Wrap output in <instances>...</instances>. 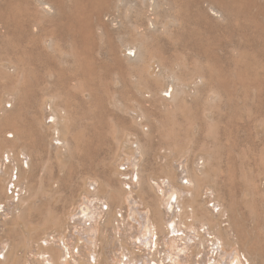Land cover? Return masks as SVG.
Masks as SVG:
<instances>
[{
    "label": "bare ground",
    "instance_id": "6f19581e",
    "mask_svg": "<svg viewBox=\"0 0 264 264\" xmlns=\"http://www.w3.org/2000/svg\"><path fill=\"white\" fill-rule=\"evenodd\" d=\"M4 1L0 3V44L5 43L4 39L6 37L11 36L14 27L12 21L14 15V8L11 4L12 0ZM18 1L24 4V8L30 16V18L27 17L29 21H26V24L31 28L26 36L30 44L32 43L34 46L38 44L40 46H47L49 49H54L58 40L63 41L66 39V26L60 25L55 30H47L45 28L47 26L45 20L47 15H50L54 11L59 15L64 11L61 0ZM124 1L126 2V0ZM132 1L134 3L132 6L136 10V13L133 15H137V17L141 15L142 10L140 11V7L144 8L145 6L143 4L147 3L149 29L146 30L148 32L151 30L150 27H155L153 24L155 21L153 16L158 14L159 7L170 2V0ZM254 1L248 0L244 3L243 0H187L186 2L187 7L193 11L190 15H193L197 22L206 23V28L210 33L219 29L216 25L218 20H224L229 23L230 27L226 28V26L223 30L221 29L222 32L224 31L223 42L221 43L222 47L227 48L230 46L241 51L242 55L246 58L264 61V7L261 9L263 11L261 17L259 16L258 19L254 17L251 25L246 24V18L248 17L247 10L253 4L251 2ZM111 2L114 1L97 0L96 10L101 11L103 8L106 9L105 7ZM117 2L116 4L118 5ZM127 2L124 5H128L129 3ZM118 6L116 8L114 7L115 10ZM255 8L258 9L257 4ZM170 9L173 8L169 7ZM130 26L128 25L126 28H130ZM133 26L137 27V25ZM140 28L139 31L141 30ZM18 29L22 31L21 28ZM183 31L186 30L183 29ZM69 40L73 41L71 33ZM178 40L180 41V39ZM195 41L197 42V40ZM134 43L135 47L128 48L127 51L129 53L126 56V59L133 62L139 61L145 56L142 41L135 40ZM110 51H112V56L115 58V50L112 48ZM40 54L42 55V53ZM41 55H38L40 60L43 58ZM29 57V64H32L35 61L34 59H39V57L34 58L32 54ZM44 62L47 64V61ZM160 66L159 68H161ZM154 69L155 67L152 68L151 72H149V69H146L143 75L135 80L134 87L138 88L141 85L143 87L148 86V83H150L149 78L151 77H172V75H169L172 73L168 72L169 76L166 72L164 73L165 75L162 73L156 74ZM15 73L16 75L26 76L28 79L21 89H16L17 93H12L13 96L11 99L4 102L3 109H1L3 112L0 114V228L2 226L9 227L16 225L18 221H23L26 218L25 216L30 213L31 208H33L31 206L35 205L36 208V204L39 201L37 200V195L40 193L35 191L34 187L35 184H38L39 189L41 188L42 191L47 192L49 204L53 203L52 206L50 205L49 211L46 212L48 218L51 217L49 220L58 228L57 236L52 234L55 228L52 229L53 232L50 231L48 233V237L52 235L53 237L51 239L53 238L55 240L52 243L56 245V239H60L62 236H60V232H64L65 228L63 227L65 222L69 224L72 220L73 225L71 224L72 222L69 224L70 226L72 225L71 229L73 231L78 229L77 237L72 235L73 231L71 230L72 233L67 242L71 249L68 248V244L64 242L65 240L62 241L64 245L63 249L60 246L54 248L53 244L40 245V251L38 252L40 260L36 261V264H66V262H58L63 257V250L65 249L68 253L70 251L72 252L75 246H77L78 241L83 237L86 244H84L85 246H81L82 248L78 253H84V256L88 260L87 264H96V259L94 262L95 250H93L92 246H95L97 243L96 234L100 227L99 219L101 217L104 218V221L101 223L102 228H104L105 224H110L112 219L118 221V225L108 226L112 230L114 228V233H117V231L120 232V223L124 224V234H127L131 239L133 238L136 244L135 246L139 249L146 248V251L148 249L150 251L161 245L165 260H168L167 264H254L255 261L258 262L257 264H264V261L261 258L259 259L264 253V247L260 243L262 242L260 237L256 240V233L254 234L256 230L260 229L261 221L264 222V182H260L259 186H261V190L258 187V195L255 196L253 193L250 196L251 202L249 203L250 208L248 213L243 212L241 211L242 207L237 195L239 188L236 183L234 184L232 182L227 184L223 183V181L219 183L221 179L219 178V181L217 180V173H210L208 171L210 162L216 156L214 151L209 152L210 150H207L208 152L206 153L204 151L206 156L205 160L201 153L191 151L190 144L188 147L184 146L183 149L177 151L178 145L182 140L179 141L176 138L172 140V137L169 136L170 139L168 134L162 136L164 132H159L161 128L158 129V127H162L163 125L160 126V119H158V114L154 113V110L157 109L158 112L163 113L162 115H172V118H175L173 115L176 116L175 111L180 109L179 102L181 103V99H178V97L184 94L181 90L175 88L176 91H172L171 88V91L174 93L168 91L164 93L163 90L164 95L161 96L160 94L162 93L158 94L153 89L151 91V98L154 100V103L151 106L146 104V106H149L147 108L144 106L143 101H141L142 99L135 100L133 105L138 107V109L136 108L138 112L136 111L137 113L135 114H131L132 112L134 113L130 109L131 106H125L121 101L119 102L117 100L118 96L116 95L117 98L109 97L110 100L107 101L116 111L111 109L113 110L111 112L106 106H102L99 112L96 113L95 110L98 107L94 108L95 110L91 108L88 116L92 115L91 119H97V123L101 129L104 125V119L106 117L104 115L106 113L109 114L110 121L115 129V134L112 138L113 144L105 150L107 154L101 158L100 148H88L74 138V133L77 129L76 126L79 125V121L83 120L82 117L84 115L80 112L81 109L76 107L74 101L72 103L70 98H66L70 99L69 103L72 104L71 107L67 104L68 100H62L63 98L61 99L57 93L52 94L51 90L53 88L51 87L52 89L50 90V83L36 77L35 70L31 68L25 69L17 67ZM197 77H206V73L203 72ZM153 79L155 80V78ZM165 79L167 78H164V81ZM207 80L209 79L207 78ZM173 82L170 81L169 83ZM131 83L134 84L133 82ZM93 91H95L93 88H87V91H85V96H89L87 102L89 105L93 100L95 101L96 95H93ZM119 94L122 96V91ZM59 95H62V93ZM237 98L247 102L248 95L246 94L241 98ZM257 99V103H264L260 95H257ZM143 100L146 102L147 99L145 98ZM168 102L171 103V106ZM8 103L10 104L5 106ZM165 103L167 105L163 107L162 105ZM98 104H102V99L98 100ZM157 105L160 106L157 107ZM161 107L164 108L163 111ZM235 111L237 110H234V113L238 112ZM251 111L263 115L264 107L258 105L256 109H252ZM80 114H82V117H80ZM257 116L259 117V115ZM240 119H242V116H240ZM88 120L90 121V119ZM250 121L252 122V120ZM250 121L247 122L246 120V125L251 123ZM239 128L236 129L239 130ZM156 129L159 134L161 133L159 136H156ZM250 130L251 128L248 133L251 132ZM7 134H10V136L6 137ZM255 137L257 136L255 135ZM239 139L238 147L242 144L239 143ZM2 144L5 147V151L1 148ZM74 151H80L81 154L75 157ZM228 153H232L231 150ZM190 154L192 155L190 156ZM97 157L102 159L103 168L107 169L100 172V169L97 170L94 168V161ZM65 158L70 163L69 167L64 165L63 160ZM52 160L58 163L56 166L57 174L54 173L55 166L50 165ZM73 163L75 167L72 166ZM61 173L62 175H60ZM72 174L80 177L81 182L85 186L84 192L86 193V197L81 195L82 197L80 196L81 198L79 197L77 202L70 206L71 209L65 214L66 218L62 221L61 217H59L60 206L58 207L54 203L61 201L60 197L56 195L63 191V187L72 182ZM54 183H57L56 188L51 187ZM10 184L11 187L9 188ZM47 186L49 189L45 190ZM9 190H11V195L9 194ZM23 190L25 191V195L21 196L20 193ZM15 193L16 195H14ZM15 199L17 202H15ZM17 209L19 212L14 214L13 211H17ZM117 212L121 213L120 220L116 216ZM8 215L11 217L5 220ZM188 219L191 221H188ZM86 225L89 227H86ZM262 227L261 229H264V226ZM109 230L111 229L109 228ZM260 232L259 234L261 235ZM14 235V230L12 233L3 232L0 234V248L4 251V260L0 261V264L10 263L9 254L17 246ZM48 237H42L41 241L45 243L50 242ZM11 239H14V244L10 243ZM133 256L136 257V254L134 253ZM139 256L137 255V258ZM137 260H139V264H145L139 258ZM27 264L31 263L28 261ZM126 264L136 263L130 258Z\"/></svg>",
    "mask_w": 264,
    "mask_h": 264
},
{
    "label": "rangeland",
    "instance_id": "374dc122",
    "mask_svg": "<svg viewBox=\"0 0 264 264\" xmlns=\"http://www.w3.org/2000/svg\"><path fill=\"white\" fill-rule=\"evenodd\" d=\"M3 1L4 0L0 1V3H3ZM61 1L63 2L64 11L59 15L54 11L50 15H47L45 19L47 25L45 28L47 30L58 29L60 25H64L67 28L66 39L63 41L58 40L54 49H49L47 46H40L38 44L37 46H34L27 41L28 37L26 36L31 28L26 24V21L28 20L27 17L30 18V16L28 15V11L24 8L23 3L18 0L11 1L14 8V15L12 18L14 24L12 34L14 35H9L10 38L6 37L4 39L5 43L0 44V114L3 112L1 109H3L4 102L11 99L13 96L12 93H17L16 89H21L27 82L28 78L26 76L16 75V68H31L35 70L37 74L36 77L50 83V90L53 88V90H51L52 94L57 93L61 99L63 98L62 100H68V103L67 101L66 103L68 106L70 105L72 107V104L69 103V100L71 99L70 101L72 103L74 101L76 107L82 110H80V112L84 115L82 117V114H80V117H82L83 120L79 121V125L76 126L77 129L75 132L76 134L74 133V138L88 148H100V156L102 158V156L107 154L105 150L113 144L112 138L115 134V129L110 121L109 114L107 113L104 115V117H106L104 119L103 128L101 129L97 123V119H91L92 115L88 116L91 112V108L92 110H95L94 108L98 107L95 110V112L98 113L102 106H106L109 111L113 112L111 109H114V107H112L107 101L110 100L109 97L118 96L117 100H119V102L121 101L125 106H131L130 109L134 111V113L132 112L131 114H135L138 112V110H136L138 107L133 105L135 100L142 99L141 101H143L144 106L147 108L154 103V100L151 98V91L153 89H155L158 94L162 93L160 95L163 96L166 91L171 93L173 90L176 91L175 88H178L184 94H181L178 97V99H181V103L179 102L180 109L175 111L176 116L173 115L175 118H172V115H162L163 113L160 111L158 112L157 109L154 110V113L158 114L157 117L160 119V126L163 125L162 127H158V129L161 128L159 129V132H164L162 136L168 134V137H172V140H174L173 138H176L179 141L182 140V144L179 143L177 151L183 149L184 146L188 147L190 144L189 147L191 151L193 150L194 153H201L204 160L206 158V152L209 150V152L214 151L216 156L210 162L208 171L210 173H217V180L219 178L221 179L220 181L218 180L219 183L221 181L227 184L232 182L234 184L236 183L239 188V193H237V195L241 203V211L248 213L250 208L249 203L251 202L250 196L253 193L255 196L258 195L257 193L259 192V189L261 190V186H259L260 182H264V114L260 115L251 111L252 109H256L258 105L264 107V103H257V95H260L264 100V61L260 60V62L258 59L246 58L242 55L241 51L230 46L227 48L222 47L221 43L223 42L224 31L222 32L221 29L223 30L226 26V28L230 27L229 23L224 20H218L216 25L219 29L210 33L206 28V23H199L193 15H190L193 11L187 7V0H170L167 4H163L164 6H160L158 14L153 16L155 20L153 24L155 27H150L152 31L154 29L153 32L151 30H149L150 32L146 30L149 29L147 21V3L143 4L145 6L144 8L140 7V11L142 10L144 12L141 11V15L137 17V15H133L136 13V10L132 6L134 4L132 0H129L128 2L126 0V2L129 3V6L127 4L124 5L126 3L124 0H120L122 1L121 3L119 0H112L114 2H111L109 4L110 6L107 5L105 7L106 9L103 8L101 11L96 10L97 0ZM116 1H118L117 3L119 6L116 4ZM247 1L248 0H243L244 3ZM251 3L253 4H251L247 10V25H251V21H253L254 17L255 19H258L259 16L261 17L263 12L261 9L264 7V0H255ZM256 4L258 5V9L255 8ZM116 5L118 8L115 10L117 7ZM169 7L174 10H169ZM167 9L169 10V13ZM162 11L164 12L162 13ZM185 11L186 13H184ZM177 13L181 16L179 14L177 16ZM157 24L159 25L156 27ZM128 25H137V27L130 26V28H126ZM181 26L183 27L181 28ZM18 28H21L22 31ZM139 28L141 29L140 31ZM183 29L186 31H183ZM70 33L73 37V41L75 38L74 42L69 40ZM20 37L22 38L21 40ZM178 39H180V41ZM135 40L142 41L145 49V53L143 52L145 56L143 57L144 60L142 58L139 61L133 62L126 59V56L129 53L127 49L135 47ZM195 40H197V42ZM112 48L115 50V58L112 56V51H110ZM40 53H42V55ZM31 54L34 58L39 57L38 55H41L43 58L41 60L40 57L39 59H34L35 61L32 64H29V56ZM44 61H47V64ZM210 64L215 65L211 66ZM158 65L161 68H159ZM153 67H155L154 72L156 74L162 73L165 75L164 73L168 72L172 73L169 74L172 75V77H164L168 79V82L167 79L164 81V78L162 77H151L149 78L150 83H148V86L143 87L141 85L138 88H135V80H137L139 76H142L146 69H149V72H151ZM202 70L206 73V77H197L203 73L201 72ZM174 75L175 77H173ZM153 78H155V80ZM207 78L209 80H207ZM169 79L171 82H174L169 83ZM184 84H188L189 86L186 85L185 87ZM53 85L57 87V91L56 87ZM87 88H93V90H95L93 91V95H96L95 101L93 100V104L91 103L90 105L87 103L89 96H85ZM120 91H122V96L119 94ZM59 92L62 93V95H59ZM246 94L248 95L247 102L237 98H241ZM144 97L147 99L146 102L143 100L145 99ZM99 99H102V104H98ZM148 99L150 102H148ZM122 100L124 101L122 102ZM9 104L10 103L5 106H8ZM146 104L149 106H146ZM166 105L167 104L165 103L162 106L164 107ZM169 105L171 106V103H169ZM159 106L160 105H157V107ZM163 107H161L162 111L164 109ZM234 110H237L238 112L235 111L237 113H234ZM257 115H259V117ZM84 116L86 117V120L84 119ZM240 116H242V119H240ZM245 118L247 122L250 120H252V122L250 121L251 123L246 125L247 122ZM87 119H90V121H87ZM236 128H239V130ZM250 128L252 133H248ZM157 131L158 130L156 129V136H159L161 133L159 134ZM242 134L243 136H241ZM255 135L257 137H255ZM9 136L10 134L6 135V137ZM238 139L239 143H242L239 147ZM242 140H245V142ZM184 143L186 144L184 145ZM1 148L5 151L3 144L1 145ZM230 150L233 154L228 153ZM74 153L75 157L81 154L80 151H74ZM191 155L192 154H190V156ZM101 158L97 157L94 161V168L97 170L100 169V172L107 169L103 168L104 165ZM63 161L66 167L70 166L67 158ZM57 164L58 163L53 160L50 164L53 167L55 166V174H57ZM72 166L75 167V164L73 163ZM60 175H62V173ZM71 176H73L72 182L63 187V191L56 195L60 197L61 201L54 203L55 205L57 204L58 207L60 206L59 217H61L62 221L66 218L65 214L71 209L70 206L75 204L81 195L86 197V193L84 192L85 186L83 185V182H81L80 177L73 174ZM10 187L11 184L9 185V188ZM51 187L56 188L57 183L52 184ZM34 188L35 191L40 193L37 195V200H39L36 204L37 209L35 208V205L31 206L33 208H31L30 213L25 216L26 218H24L23 221H18L14 226H2V228H0V234L3 232L12 233L14 230V239L16 238L15 244L17 246L11 250L9 254L10 263L7 264H27L28 261L31 264H36V261L40 260V255H38L40 245L45 246L46 244H53L54 248L60 246L63 249L64 245L62 241L65 240L64 242L67 243L70 238L69 236L73 231L71 229L73 221L71 220L72 223L70 222L72 224L71 226L69 225L70 223L67 224L65 222L63 227L65 228L64 232H60V236H62L60 239L58 238L59 240L56 239V245L55 243H52V241L55 240L53 238L51 239V237H53L52 235L48 237V233H50V231L53 232L54 230L52 234L57 236L58 228L55 227L51 220H49L51 217L48 218L46 212L49 211V207H51L53 203L49 204V198H47L49 196L47 195V192L42 191L41 188L39 189L38 184H35ZM47 189H49L48 186L45 190ZM9 194L11 195V190H9ZM14 195H16V193ZM20 195H25V191L23 190ZM16 199L15 202H17ZM60 203L63 204L61 205ZM17 212H19L18 209L17 211H13L14 214ZM120 214V212H117L116 214L119 220ZM10 217L11 216L8 215L5 220H8ZM103 221L104 218L101 217L99 219L100 227L96 234L97 243L95 246H92L93 250H95V253L94 251L93 253L95 254L94 262L96 259V264H126L130 258L136 264H139V260H137L138 258L145 264L168 263V260H165L164 252L161 250V245L150 251L149 249L146 251V248L143 247V249H139L135 246L136 244L133 238L131 239L127 234H124V224L120 223V232L117 231V233H114V228L112 230V228L108 226H116L118 225V221L112 219L110 224L108 223L104 225L105 229L101 226ZM188 221L191 220L188 219ZM262 222L263 221H261L260 229L256 230L254 234L256 233V240L260 237L262 241L260 243L264 247V229H261L263 228L262 226H264V222ZM88 225H86V227H89ZM109 228L111 230H109ZM77 230L78 229L74 230L72 233L74 237L78 236ZM42 237H48L50 242L45 243L41 241ZM83 238L78 241L76 244L77 246H75L72 252L70 251V253H68L64 249L63 257H61L58 262H66V264H87L88 260L86 256H84V253H78L82 248L81 246H85L84 244H86ZM14 239H11L10 243L14 244ZM67 244L68 248L71 249L69 243ZM144 249L145 251L143 252ZM3 252L4 251L0 248V261L4 260ZM134 253L136 254V257L133 256ZM137 255L140 256L137 258ZM260 258L264 261V253L259 259ZM257 263L258 262L255 261L254 264Z\"/></svg>",
    "mask_w": 264,
    "mask_h": 264
}]
</instances>
